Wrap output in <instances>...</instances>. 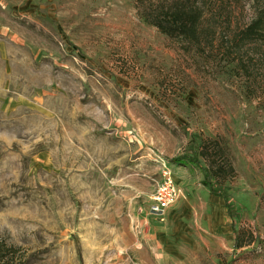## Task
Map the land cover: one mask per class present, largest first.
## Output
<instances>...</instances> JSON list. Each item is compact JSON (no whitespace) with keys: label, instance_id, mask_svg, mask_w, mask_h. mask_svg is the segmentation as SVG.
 <instances>
[{"label":"rangeland","instance_id":"1","mask_svg":"<svg viewBox=\"0 0 264 264\" xmlns=\"http://www.w3.org/2000/svg\"><path fill=\"white\" fill-rule=\"evenodd\" d=\"M219 6L199 53L146 24L135 0H0L8 264H264V52L230 50L251 10ZM198 165L219 170L239 248L226 213L131 224L164 171L180 190L173 209L208 201Z\"/></svg>","mask_w":264,"mask_h":264},{"label":"trees","instance_id":"2","mask_svg":"<svg viewBox=\"0 0 264 264\" xmlns=\"http://www.w3.org/2000/svg\"><path fill=\"white\" fill-rule=\"evenodd\" d=\"M244 1L251 10V17L246 25L234 33L229 46L230 50L234 49L239 52L249 46L252 49L259 47L261 52H264V0ZM220 2L221 0H135V8L138 16L146 24L155 26L161 33L176 40L183 50L203 53L206 46L213 45L214 17H217L223 9L219 6ZM240 61V65L243 66V57ZM203 154L205 155L204 152ZM181 159L184 160V158H174V161L180 162ZM191 161L199 162L196 157L191 158ZM198 166L204 176L202 184L207 186L212 194L224 199V207L231 219L233 247L234 249L239 248L242 243L236 225V210L229 202L223 185L214 180L219 170L213 171L208 166ZM16 249V246L0 239V264H8L9 259L16 256Z\"/></svg>","mask_w":264,"mask_h":264},{"label":"crops","instance_id":"3","mask_svg":"<svg viewBox=\"0 0 264 264\" xmlns=\"http://www.w3.org/2000/svg\"><path fill=\"white\" fill-rule=\"evenodd\" d=\"M210 195L209 198H208V201H205L204 200V197H201V196H194V202L196 203V207H193L192 206V200H187V198H182L180 201H179V208L178 209H173L172 207L175 205V203L173 205H171L167 210H166V217L168 215L167 218H169V216L172 214V212H174L175 214H182V215H185L186 212H189V215L191 216L192 215V212H202V215L203 217L201 219H206L208 221L209 224H211V214L213 213L215 215V213H226V209L224 211V203L223 201H221L219 198V200H215L214 201V204L211 202L213 201L214 199L212 198L213 197H217L218 195H214L210 192ZM192 201V202H190ZM141 212H139L137 215L134 216V220H135V224L138 225L139 228H142V230H144V225H147L149 223V218H148V214L146 213V211L141 208L140 209ZM206 211V214H203V212ZM177 212V213H176ZM228 216V214H227ZM231 228V226H230ZM231 233H232V229H231ZM232 238H233V235H232Z\"/></svg>","mask_w":264,"mask_h":264},{"label":"built area","instance_id":"4","mask_svg":"<svg viewBox=\"0 0 264 264\" xmlns=\"http://www.w3.org/2000/svg\"><path fill=\"white\" fill-rule=\"evenodd\" d=\"M180 190L176 186L171 173L164 171V179L159 182L155 189L150 193V205L147 214L163 221L166 210L178 201ZM132 226L138 231L139 227L135 220L131 221Z\"/></svg>","mask_w":264,"mask_h":264}]
</instances>
